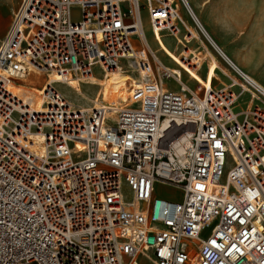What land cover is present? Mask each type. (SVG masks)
<instances>
[{
  "label": "built area",
  "instance_id": "2783aa9c",
  "mask_svg": "<svg viewBox=\"0 0 264 264\" xmlns=\"http://www.w3.org/2000/svg\"><path fill=\"white\" fill-rule=\"evenodd\" d=\"M180 1L21 0L12 12L0 40V264H264V91L191 46ZM194 51L212 57L193 63ZM118 68L135 80L125 103L80 107L55 87ZM38 73L57 78L39 111L10 90Z\"/></svg>",
  "mask_w": 264,
  "mask_h": 264
},
{
  "label": "rangeland",
  "instance_id": "374dc122",
  "mask_svg": "<svg viewBox=\"0 0 264 264\" xmlns=\"http://www.w3.org/2000/svg\"><path fill=\"white\" fill-rule=\"evenodd\" d=\"M187 1L196 15L200 25L197 26L194 23V20L188 13V10L184 6L183 2L180 1V4L183 7L182 14L187 21V25L191 28L195 36L199 35V41L196 42L193 40L191 42V46L196 48L197 46L202 47L205 45L207 50L214 54L219 60L220 67L225 69L227 73H230L231 76H236L223 58L220 57L221 54L218 50H221L223 54H227H225L226 57L233 65H235L245 75L249 76L259 86L264 88V0H208L209 2L204 8L201 6V3L205 0ZM20 2L21 0H0V40L4 37L10 24L12 12L18 8ZM143 20L148 42L153 49H157L158 45L152 37L144 15ZM200 28H202L210 39H212V42L218 50H215L212 47L210 42L199 30ZM162 42L161 44L163 48L166 46L170 51H175L176 44L174 38L166 36L162 38ZM190 50L192 51L193 49L190 48ZM170 51L168 52L175 57L177 61H179L177 56ZM209 51H207L206 56L212 57ZM185 53H187L186 50ZM157 54L164 62V65L171 69H176L174 63L171 62L162 52L158 51ZM194 54L193 63H200V61L206 57L205 54H198L195 51ZM213 64L216 65V62L214 61ZM183 67L192 75V77L200 81L199 77L195 74L194 69L186 68L185 66ZM211 68L212 66L210 64V69ZM115 72L121 73H116L115 76L117 77L122 75V72L118 70ZM204 72L205 70L202 72V75ZM93 73L94 76L85 80L84 83L80 82V87L85 96L91 97L92 99H98L101 95L102 86L97 85L96 80H99L103 85L109 78L115 79V76H102V72L98 69H95ZM117 79L118 80L115 81H120L119 78ZM183 81H187L185 76H183ZM22 85L23 84H19V86ZM188 85L190 88L195 87V85L191 82H188ZM37 86H40V84H37ZM124 86L125 83L123 87ZM55 87L65 98L73 101L76 106L85 107L90 104L85 97L78 95L74 90L68 88L66 85L58 84ZM235 91H238V89ZM121 96L122 93L120 94V100L123 99ZM124 97H126V95H124ZM112 99L113 97H111L109 103L116 104V102ZM248 99L249 96L244 95L240 99L235 111L237 112L244 109ZM229 168L230 166H227L226 169ZM123 193L129 197V191L125 185L123 186ZM158 195L161 198L175 202H179L181 200V193L171 189L160 188ZM140 263L147 264L143 261H140Z\"/></svg>",
  "mask_w": 264,
  "mask_h": 264
},
{
  "label": "bare ground",
  "instance_id": "6f19581e",
  "mask_svg": "<svg viewBox=\"0 0 264 264\" xmlns=\"http://www.w3.org/2000/svg\"><path fill=\"white\" fill-rule=\"evenodd\" d=\"M184 4V6L186 7V9L188 10V13L190 14V16L192 17V19L194 20V23L197 26L199 25L198 19L196 17V15L194 14L193 10L191 9V7L189 6V3L187 0H181ZM178 7H179V13H180V18L181 21L184 23V25L190 29L192 35L193 32L191 30V28L187 25V21L185 20V18L183 17L182 14V5L180 3H178ZM203 35L206 37V39L210 42V44L212 45V47L215 50H218L217 47L214 45V43L212 42V39H210V37L206 34V32L200 28L199 29ZM195 36V35H194ZM199 39V35L196 36ZM177 38H181L180 36H177ZM181 40V39H180ZM219 53L221 54V57L223 58V60L231 66H234L237 70H239L235 65H233L230 60L226 57L225 54H223L221 52V50H218ZM188 53V51H187ZM206 56V55H205ZM214 61H212L210 64L211 66H215ZM116 70L122 72V75L120 77L115 76V74L117 72H115ZM114 71L111 72H106V74H102L103 75H108V76H115V79L113 78H109L103 85L99 80H96V84L97 85H101L102 89H101V95L98 99H92L91 97H87L84 95V93L81 91V83H84L85 80L88 79H80V78H73L69 81L67 87L76 91V93L80 96L85 97L88 101H89V105H95L97 106H106V105H110V100L111 97H113V101L116 102V104H120V103H125L127 102L128 96H129V88L131 87V85H133V83L135 82L134 78H133V74L130 71L124 72L121 68H118ZM240 71V70H239ZM212 70H210V74H211ZM242 74H244L242 71H240ZM117 74H121V73H117ZM124 75V76H123ZM245 75V74H244ZM94 76V75H93ZM101 76V77H102ZM140 76H143V74L141 73ZM246 77L249 78V80H251V82H254L260 89H262L264 91V88H262L261 86H259L255 81H253L249 76L245 75ZM92 77V76H91ZM90 77V78H91ZM117 78H119L120 81H115L118 80ZM133 78V79H132ZM57 78L55 75H49V76H45L38 73V75H33L31 76V78H26L23 81V85L22 86H15V85H10V90L16 94L21 100H23V102L26 105H29L33 110H41V103H42V99H41V94L43 93V88L46 84H50L54 81H56ZM125 83V86L123 87ZM25 84V85H24ZM37 84H40V86H37ZM207 84V83H205ZM122 93L123 97V101L120 100V94ZM124 95H126V97H124ZM69 100V99H68ZM71 103H73V101L69 100ZM113 103V102H112ZM123 105V104H122ZM33 140L34 141H39L40 139L33 136ZM39 148L38 145H34L33 146V150H37Z\"/></svg>",
  "mask_w": 264,
  "mask_h": 264
},
{
  "label": "crops",
  "instance_id": "0c3cea01",
  "mask_svg": "<svg viewBox=\"0 0 264 264\" xmlns=\"http://www.w3.org/2000/svg\"><path fill=\"white\" fill-rule=\"evenodd\" d=\"M209 1L208 0H205L201 3V6L204 8L205 5L208 3ZM225 53V52H224ZM226 54V53H225ZM227 55V54H226ZM214 68V66H212V68L210 70H212ZM263 88V87H262Z\"/></svg>",
  "mask_w": 264,
  "mask_h": 264
}]
</instances>
